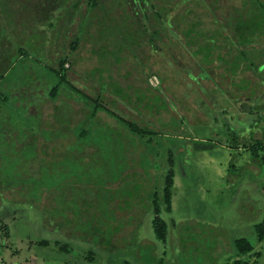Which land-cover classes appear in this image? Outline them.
I'll return each instance as SVG.
<instances>
[{
    "label": "rangeland",
    "instance_id": "374dc122",
    "mask_svg": "<svg viewBox=\"0 0 264 264\" xmlns=\"http://www.w3.org/2000/svg\"><path fill=\"white\" fill-rule=\"evenodd\" d=\"M185 1L174 0L181 4ZM211 1L180 4L177 12L173 11L182 14L175 32L180 36L181 30L198 21V28L209 32L193 31L202 36V45H211L217 31L231 35V46L247 42L238 40L240 38H236L231 28L213 30L218 25L213 19L223 22L234 11V15L243 11L244 18L248 16L245 12L246 9L250 11V5L242 9V2L247 0H218L210 9L207 4ZM260 1L264 5V0ZM54 9L58 10V6ZM262 17L264 20V11ZM73 29L74 26L70 35L76 31ZM58 31L65 33L66 30H53V38H58ZM130 33L131 41L125 45L122 40L126 41ZM130 33L113 32L114 39L108 42L97 35H85L105 42L109 49L113 47L111 43H117L116 54L111 55L117 57L114 61L107 56L104 62L105 59L89 52L92 42H82V48L76 53V66L69 74L79 91L69 86L68 91H62L67 98L77 101L71 103L73 106L59 108L58 119L52 113L51 100H43L52 85V77L47 86L40 82L36 97L28 99L27 88L18 94L25 107L4 106L11 115L15 111L23 112L28 105L37 108H30L34 115H26L19 122L14 117L8 121L15 128L18 125L17 135L31 125L32 128L37 126L40 115L45 129L42 133L35 130L33 134L37 138L27 137L22 142L17 136L13 142H7L5 154L3 143L0 144V264H19L23 258L31 264L34 257L29 248L41 255L39 264L51 258H57L53 264H61L58 259H63L62 264H66L65 259L76 262L79 250H83L84 255L89 250L95 254L93 262L81 257L80 264H226L236 258H248V255L237 253L234 240L251 237L253 229L247 216L254 202L258 208L262 206L263 193L254 191L252 205L246 206L241 200L240 186L245 184L246 175L254 171L260 174H251V177L264 185V166L255 164L254 169H249L247 165L253 162L250 149L233 148V143L234 138L240 144L250 143L258 136H255L257 130L253 133L248 130L254 125L264 128V115L253 113L240 121L237 119V111L247 108L248 99L258 103L253 98L255 90L245 91L248 81H240V94L235 87L222 85L221 82L230 81L228 65L216 67L215 61L210 75L209 65H202L199 60L195 63L188 54L195 49L194 45L186 50L180 41L179 47L186 53L178 45L171 44L166 54L163 38L170 34L172 40L178 41L170 31L168 35L163 31L162 40L156 37L158 48L156 46L154 51L145 37ZM253 33L252 46L241 45L246 47L244 52H235L257 62L259 57L264 58V27ZM35 38L39 40L38 55L32 58L39 61L29 63L42 77L47 69L44 50L54 47L49 42L59 45L63 38L49 39V42L47 36ZM223 38V34L217 36L218 44H224ZM67 39H70L69 34ZM223 58L228 59L225 54ZM48 59L52 61L53 57L50 55ZM150 71L154 76H149L148 85L145 78ZM237 76L258 82V78L244 67ZM215 82L221 84H218L221 88H215ZM34 87L35 84L32 91ZM94 91L99 101L115 111L120 119L135 123L132 126L136 129L152 133L140 137L102 110L97 112L96 118H88L80 101L84 104L85 94L91 95ZM217 105L226 112L217 110ZM79 132L82 135L78 137ZM17 139L20 148L14 145ZM208 139H216V147L195 150V143L208 142ZM169 170L173 179L171 208L161 213L167 221L169 235L165 242L158 243L151 231L150 198L153 191H161ZM47 214L57 223L58 219L67 222V233L62 237L73 242L74 253L67 254L53 243L45 247L34 245L37 240L55 235L53 229H49ZM260 262L264 264V248Z\"/></svg>",
    "mask_w": 264,
    "mask_h": 264
},
{
    "label": "trees",
    "instance_id": "16d2710c",
    "mask_svg": "<svg viewBox=\"0 0 264 264\" xmlns=\"http://www.w3.org/2000/svg\"><path fill=\"white\" fill-rule=\"evenodd\" d=\"M188 1L203 2L204 0H186L183 4ZM217 1L218 0L211 1L207 4V7L212 9V4H215ZM83 4L84 6H82ZM180 4L181 3L174 2V0H0V144L3 143V154H5L4 150L7 147V142H13V139L17 138V136H20L23 139V142L26 141L27 137H36V134H33L35 133V130L42 133L45 129L42 125L41 115L39 119L40 123L37 124V126L32 128V125L29 124L31 127L21 130V132H19L21 134L19 135L15 133L18 125L15 128L13 125L8 124V121L12 119L11 117L16 118L19 122L21 119L25 118L26 115H34L30 108L35 109L36 107H30L29 105L24 108L23 112L15 111L12 115L8 114V112L3 109L7 104L18 107L19 109L25 107V102L23 103L20 101L21 99L18 98L20 92H23V90L27 88L28 99H32L31 97L35 96L36 91L40 89V82L45 83V86H47L49 81L51 82L52 77V85L48 90L47 97L44 96L43 100H51L54 106L52 113L58 119L57 114L59 113V108L69 106L72 102L77 101L73 98H67L68 95L62 94V91H68V86L70 89L73 88L74 90L79 91L72 84L69 74L71 73L70 70L76 66V60L78 59L76 53L82 48V42L87 40L92 42L89 52L95 53L98 58L105 59L104 62L106 61L107 56L112 57L115 61V57L117 56L111 55L116 54L114 50L116 49L117 43H111L113 44V47L112 49H109L106 47L105 42L100 43L99 39L108 42V40H112V38L114 39L113 32L120 34L133 32L137 34V37H145L149 47L154 51L157 46V36H160V39L162 40L163 31H167L168 35V31L174 34L175 30H177L176 23L178 24L182 14L179 11L178 13H173V11H176V9L183 5ZM246 4H249L251 7V9H249L250 11L246 9L245 14H248V16L244 18L243 11H239L234 15V11V13L223 22H217L213 19V22L218 23L217 27L213 30H229L231 28L232 30L230 31H234L235 36L237 35L236 38H240L238 40L243 39L244 41H247L241 45L247 44L252 46L254 43L251 39V35L254 34L253 31L264 27V20L262 17L264 5L260 0H247L242 2V9L245 8ZM55 6H58V10L54 9ZM184 10L190 11L188 8H185ZM72 26H74L73 30L76 31L70 35ZM198 26V21L192 22L183 31H180V36L175 32L174 35L178 38H176L178 41L172 40L173 36L170 34L167 38L164 37L163 42H166L167 46L166 54H169L171 44L178 45L179 47V42L181 41L186 50L192 45L196 46L191 52L187 51L188 54L190 53L189 55L194 59L195 63L199 60L202 65H209L210 68L213 67L212 63L215 61L217 62L216 67H218L219 64H227V69L231 74V76L228 77L230 78V81L226 79L227 81H223L221 84L224 85L226 83L224 86L230 85L231 87H235L237 93L240 94L242 91L238 86H240L242 81H248V83L245 82V84L248 85L245 91L250 90V88L255 90V97L253 98L258 102L255 103L256 101L253 102L248 99V102L246 101L248 105L247 108L245 109V107H243L244 109L241 108V112H238V121L244 119L246 116L253 115V113L264 115L262 112L264 111V99H260L261 96L264 95V82H262L264 81V58L262 59V57H259L257 62H253L250 59L242 58L241 55H236L235 51L241 54L246 47H240L241 45L235 47L229 45V42H231V35H224V32L222 31H217V34H215V40L210 42L211 45H202L203 42L200 38L202 36H197L194 32H196L197 29L201 30L202 33L205 32L208 34L209 32L202 30L200 27L198 28ZM53 30L66 31L65 33H62V31L56 32L58 38L55 39L53 38ZM213 30L210 32H213ZM234 33L232 34L234 35ZM68 34L70 39H67ZM86 34L93 36L97 35L99 39L95 40L96 37H85ZM100 34L102 35L101 37H99ZM219 34H223V39H225L224 44H218L217 36ZM40 36H47L48 42L49 39L58 41L60 38H63L59 45H57L55 41L49 42L50 45L53 44L54 47L49 46V51L44 50L46 53H43V57L47 69H45L44 74L41 75L42 77L39 76L37 70H32V67H30L31 62L34 61L37 63L39 61H36L32 57L36 58L38 55L37 45L39 40L35 37ZM131 37L132 35L130 33V36L126 39L127 42L122 39L120 40H122L124 44L126 43L125 45H128V42L131 41ZM238 40L236 39L235 42L238 43ZM65 41H68V43L66 44ZM120 47H122V45H120ZM180 49L181 51L185 50L182 48ZM186 50L183 53H186ZM224 54L228 59L223 58ZM50 55L53 57L52 61L51 59H48V56ZM117 60L118 59H116V61ZM66 64H68V66H66ZM242 66L258 78V82L252 83L249 79L244 77H239L238 79L237 75L243 68ZM94 69L99 68L95 67ZM213 71L212 68L210 75H212ZM150 75H153L151 71L148 72V76L145 78L147 83ZM34 84L35 90H33V92L32 86H34ZM218 84L215 82L213 85L215 88H220L221 84H219L220 86ZM148 85L150 84L148 83ZM261 89L263 90L261 91ZM85 95L86 102L82 104L80 101V103L87 110L86 115L88 118H96L97 112L102 110L111 116H114L117 120H120L119 122H122L125 126H129L131 132L138 134L140 137L152 133L150 130L145 131L139 128L136 129V127L132 126L135 123L122 118L120 119L115 111L106 107L102 101H99V95H96L95 91L94 93H91V95ZM11 99H13V101H10L11 103H9V100ZM39 111L41 112V109H39ZM224 112L223 114H225ZM214 118L217 119L216 117ZM231 118L233 117L231 116ZM81 135L82 132H79L76 136L79 137ZM46 139L49 140L50 138ZM234 140L233 148H249L252 155V161L264 166V141L255 139L248 144H240L239 140L236 138H234ZM17 141L20 140L17 139ZM215 145L216 139H208V142L199 141L198 143H195L194 148L197 151H204L213 149L216 147ZM20 146L16 147L20 148ZM171 173L172 171L169 170L165 175L161 191H153L150 198L152 205L150 215L151 231L158 243L165 242L169 235L167 221L162 218L161 213L163 211H169L171 208V187L173 186ZM254 230L256 232L257 241H262L264 239V223L256 224ZM40 243L42 246H46L48 244V239L43 238ZM67 246V243L59 244V250L63 252L68 251L66 248ZM234 246L237 253L240 255H249L253 250V246L249 243L248 238L246 237L236 238L234 240ZM87 255L88 261L94 260L92 257L95 255L94 251L89 250ZM226 264L253 263H250L246 259L236 258L231 263Z\"/></svg>",
    "mask_w": 264,
    "mask_h": 264
},
{
    "label": "crops",
    "instance_id": "0c3cea01",
    "mask_svg": "<svg viewBox=\"0 0 264 264\" xmlns=\"http://www.w3.org/2000/svg\"><path fill=\"white\" fill-rule=\"evenodd\" d=\"M263 97H264V95H262L260 99H262ZM262 112L264 113V111H262ZM254 129L257 130V131H255V136H258V137H253L251 139V141H253L255 139L264 141V128H262L261 126L258 127L256 125H254L248 131H250V133H253ZM251 130H252V132H251ZM258 134H260L261 136L259 137ZM247 144H248V142H247ZM243 149H246V148H243ZM255 164H257V163L252 162V164H248L247 166L249 167V169H251V168L254 169L256 167ZM251 174L258 176L260 174V172H257V171L251 172L249 174L250 177H251ZM249 176L246 175V177L243 179L245 184L240 186V191H241V194L243 195V198H241L243 205H246V206H248L249 204L252 205V203L254 201V198L252 196L253 193H255L254 191H257V193H259V192L263 193V197H262L263 204L260 208H258L255 205V202L253 203V205H255V207L253 205H252V207L250 206L251 210H250V214L247 216V220L249 222V226L252 225L251 228L253 229V231L250 232L252 235H249V236H251V237L246 236V238H248L249 243L253 246V250L248 255V258L246 260L249 261L250 263H253V264H261L260 257L262 256V249L264 248V239L262 241H257V236H256V232L254 230V226L258 223H264V185L259 184V182H257L256 179L254 180L253 177L250 178ZM249 179H252V180H249ZM48 219H49L48 220L49 229H53V232L55 233L54 236H52L51 238H48V244L53 243V244H55L56 248H59V244L67 243L68 246L66 248L68 249V251H65V252L67 254L70 252L74 253L73 246L71 245V244H73V242H70L67 239V237H62V236H65V234L67 233V229H66L68 227L67 222L58 219V223H57V220L55 218L52 219L49 216H48ZM56 232H57V235H56ZM238 238H241V237H238ZM253 238H255V239H253ZM79 239L81 240V238H79ZM42 240H43V238H42ZM79 242L81 243V241H79ZM37 243L39 244L40 240H37L36 244L34 243V245H38ZM84 243H87V241H85ZM48 244H47V246H48ZM57 244H58V246H57ZM76 245H78V244H76ZM79 246L80 245H78L77 247H79ZM42 247H44V246H42ZM79 249H81V248L79 247ZM29 250H30V254H32L34 257L33 261H31V264H39L41 255L37 254V253L34 254V252H32V250L30 248H29ZM76 255H77V257H76L77 261L76 262L65 259L64 263H66V264H80V261H78V260H80L81 257H83L84 259L88 257L87 254H85V255L83 254V250H79ZM92 257L95 258V255H93ZM51 259L52 260H50V261L44 260L43 263L44 264H53V262L55 261L54 259H57V258H51ZM58 260H60V263L62 264L63 259H58ZM91 262H93V261H91ZM19 264H28V263L23 258Z\"/></svg>",
    "mask_w": 264,
    "mask_h": 264
},
{
    "label": "flooded vegetation",
    "instance_id": "af4514ba",
    "mask_svg": "<svg viewBox=\"0 0 264 264\" xmlns=\"http://www.w3.org/2000/svg\"><path fill=\"white\" fill-rule=\"evenodd\" d=\"M66 66H68V64H66ZM192 77H194V76H192ZM193 82H195L194 80H193ZM199 82H201V81H198V83ZM221 88V87H220ZM200 89V88H199ZM217 89H219V88H217ZM237 97H240V96H237ZM211 102H212V100H211ZM73 103H75V102H72V104ZM71 104V105H72ZM81 104V103H80ZM215 104V102L212 104V105H214ZM238 104H240V103H238ZM82 105V104H81ZM231 105H232V103H231ZM73 106V105H72ZM84 108V107H83ZM85 109V108H84ZM217 110H221V111H226V110H224L223 109V107H221V106H219V105H217ZM86 112H87V110H86ZM86 112L84 113V115H86ZM237 112H241V111H237ZM27 140V139H26ZM33 140V139H32ZM52 139H49V141H51ZM34 141H38V140H34ZM16 146H20V142L18 141L16 144H15ZM40 146H42V145H40ZM17 148H19V147H17ZM6 191V190H5ZM3 192H4V190H3ZM40 245H41V243H39ZM44 247H45V245H43ZM47 246V245H46Z\"/></svg>",
    "mask_w": 264,
    "mask_h": 264
}]
</instances>
